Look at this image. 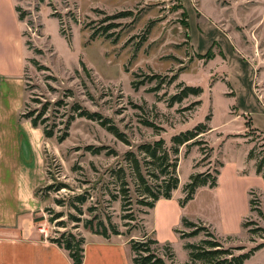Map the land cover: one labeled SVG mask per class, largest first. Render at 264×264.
I'll use <instances>...</instances> for the list:
<instances>
[{
	"label": "rangeland",
	"instance_id": "374dc122",
	"mask_svg": "<svg viewBox=\"0 0 264 264\" xmlns=\"http://www.w3.org/2000/svg\"><path fill=\"white\" fill-rule=\"evenodd\" d=\"M16 6L26 13V53L24 86H10L4 113L14 149L25 148L23 112L42 113L45 124L60 127L74 103L101 116L76 117L62 142L40 139L34 191L40 208L33 216L41 218L38 227L48 239L69 231L83 236L93 233L84 227L86 219L93 224L110 220L128 244L146 233L171 245L175 257L168 264H188L183 244L213 238L200 228L171 226L165 213H151L140 202L129 159L135 156L153 183L139 146L163 138L169 149L174 134L209 114L211 129L202 138L212 150L203 157L198 146L179 147L175 199L183 197L191 173L214 174L218 162L243 166L242 173L254 168L248 151L254 148L259 158L264 138V0H16ZM122 11L131 15L112 18ZM107 26L108 38L99 35ZM93 32L98 34L91 37ZM179 82L202 92L170 105ZM254 185L247 190L248 200L257 198L259 210L249 211L235 233L213 232L219 229L220 213L208 187L195 192L184 210L235 254L261 245L243 264H264V185ZM123 188H128L130 203L125 209ZM235 195L240 198L239 191ZM78 196L85 200L79 202ZM55 213L60 217L50 220ZM124 214L134 220L123 219Z\"/></svg>",
	"mask_w": 264,
	"mask_h": 264
},
{
	"label": "crops",
	"instance_id": "0c3cea01",
	"mask_svg": "<svg viewBox=\"0 0 264 264\" xmlns=\"http://www.w3.org/2000/svg\"><path fill=\"white\" fill-rule=\"evenodd\" d=\"M15 6L16 0H0V264H72L68 252L51 242L33 217L40 208L34 191L39 185L36 164L42 161L38 149L42 131L21 119L25 148L21 150L19 146L15 150L4 124L10 86L15 82L24 86V27ZM242 167L223 163L215 187L196 189L197 192L208 187L218 203L220 225L218 230L212 229L216 234L238 231L240 220L250 211L247 190L257 188L255 183L264 185L253 166L248 173H242ZM236 191H239V199ZM185 208L186 205L180 206L172 194L170 199H158L151 213H165L170 225L178 228L182 217L189 219L184 214ZM83 236L82 264H133L130 245L121 235L104 237L88 233Z\"/></svg>",
	"mask_w": 264,
	"mask_h": 264
},
{
	"label": "trees",
	"instance_id": "16d2710c",
	"mask_svg": "<svg viewBox=\"0 0 264 264\" xmlns=\"http://www.w3.org/2000/svg\"><path fill=\"white\" fill-rule=\"evenodd\" d=\"M18 13V18L23 20L26 13L21 10L19 6H15ZM131 12L122 11L117 15L112 16V18H117L119 16H129ZM113 25V24H111ZM107 29V30H106ZM105 27L104 31L99 35L104 37H110L106 33L108 31ZM98 33L93 32L91 37H95ZM28 44V42H27ZM206 57L211 59L213 57V52H207ZM82 67L85 69L83 63ZM174 79L177 78L175 74ZM179 90L170 96L169 103L172 105L176 102H181L184 98L189 95H199L202 90L199 86L186 85L183 82H179ZM62 101L59 100L57 105ZM199 102L197 101L196 104ZM45 110V108H44ZM71 113L66 116L63 126H56V124H45L47 120L45 117L41 119L44 114H38L34 116L32 112H23L21 117L28 120L32 127H39L45 138L55 137L57 142H62L68 136V130L71 122L76 117H84L92 120H99L101 116L95 112H89L86 109H82L77 103L71 106ZM44 113V112H43ZM210 119L208 114L205 117L204 122L197 123L194 127L180 131L171 137V146L166 148L165 141L163 138H159L152 143H144L139 146L140 151L144 154L146 169L148 171V176L152 177L153 183H150L145 179L139 160L132 156L129 159L132 172L138 181V187L141 189L140 196L142 197L140 202L149 208H153L155 202L160 199H170L172 197V192L178 187L179 177L177 173L178 166V153L179 147L186 145L187 148L191 146H198L201 155L204 157L207 155V151L212 150L208 145L206 140L202 138V135L209 131L211 128L206 123ZM102 125L104 122L100 120ZM146 125L152 126L150 123ZM110 132L114 135L120 137L118 130L115 127L108 126ZM261 151L262 155L259 158L254 157V148L248 151V158L255 159L254 170L257 175H260L264 180V138L261 137ZM223 166L222 162H218V168L214 170V174L210 172H194L188 177L187 182L183 185L182 192L183 197L179 200V205L184 206L188 201L193 199L196 189L200 186H208L209 188L215 187L217 185L218 174L220 173V168ZM123 185H127L125 180L122 181ZM39 191V190H38ZM250 195L252 193H249ZM79 202H83L85 198L78 196ZM122 209H125L129 203L128 188H123L122 193ZM257 198H251L248 200L249 210L258 211ZM50 220H55L60 217V214H53ZM123 219L134 220L132 214H124ZM41 218H35V221ZM75 219V218H74ZM77 221V220H76ZM63 226V222H58ZM181 223L186 227H196L197 229L205 230L206 234L212 237V240L203 239L199 243L185 242L183 244L184 248L187 250L188 264H243V262L249 258L253 253L261 247L255 246L248 251L240 252L235 254L232 248H223L220 241H218L214 234L209 231V229L202 223H195L185 217H182ZM84 227L90 229L93 233L102 235L104 237H109L110 234L118 235L121 232L115 224L110 220L108 223H104L99 220L97 223L93 224V220L86 219L84 221ZM178 231V230H175ZM184 235V236H183ZM185 233H182L181 238L185 237ZM51 242L55 243L61 248H64L72 261V264H82L83 252H84V237L82 235H75L72 232H62L58 237H53L49 239ZM130 249L132 252V262L133 264H168L167 261H173L175 253L171 245L168 243L159 244L158 240L150 237L148 234L144 233L140 238L129 240ZM163 249L164 253L160 254L158 249Z\"/></svg>",
	"mask_w": 264,
	"mask_h": 264
}]
</instances>
